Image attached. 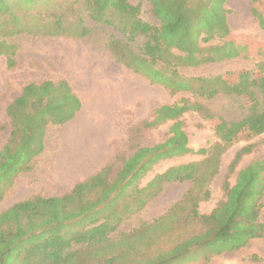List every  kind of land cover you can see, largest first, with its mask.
<instances>
[{
    "label": "trees",
    "instance_id": "trees-1",
    "mask_svg": "<svg viewBox=\"0 0 264 264\" xmlns=\"http://www.w3.org/2000/svg\"><path fill=\"white\" fill-rule=\"evenodd\" d=\"M146 1L158 24L146 21L140 6L130 0H82L81 9L95 22L119 34L108 41L118 62L150 82L162 84L172 95L186 92L191 96L154 109L151 119L142 125L155 128L172 120L168 137L154 145L138 147L113 176V166L108 163L62 195H33L1 211L0 264H177L196 248L208 247L210 252L204 258L209 260L212 255L236 251L254 239H264V157L239 169L232 185L225 182L226 199L210 213L198 211L199 201L209 196L205 187L219 173L226 149L243 133L264 134V78L242 71L237 76L240 80L232 82L225 74L189 77L179 72L180 67H197L238 53L235 49L240 46L234 43L203 45L214 38L224 40L230 36L226 0ZM35 2L0 0V34L7 38L4 54L10 67L15 66L17 52L13 39L20 34L83 38L91 31L77 9L59 0L46 18H36L43 12H33ZM252 2L262 25V0ZM219 95L243 97L247 115L226 123L227 129L219 132L215 145L194 150L189 146L181 117L198 112L213 118L215 114L204 101ZM81 108L80 97L66 79L27 83L9 103L6 111L10 132L0 147V202L18 175L33 169L35 158L46 148L49 126L64 125ZM255 148L253 142L239 148L230 172H235L243 157ZM193 153L204 155V159L172 166L141 186L142 178L158 162ZM184 181L192 182L194 188L169 213L179 217L188 205L184 220L187 224L197 220L198 230L179 235L172 246L154 255L141 249L145 240H134L137 236L133 231L116 233L124 212L131 208L130 213L140 212L166 184ZM167 214L157 219L160 229L155 232L167 229Z\"/></svg>",
    "mask_w": 264,
    "mask_h": 264
},
{
    "label": "rangeland",
    "instance_id": "rangeland-1",
    "mask_svg": "<svg viewBox=\"0 0 264 264\" xmlns=\"http://www.w3.org/2000/svg\"><path fill=\"white\" fill-rule=\"evenodd\" d=\"M57 1L36 0L31 7L34 9L33 12H43L42 15L39 13L35 15L36 18H46ZM59 2L77 9L91 30L88 36L74 38L20 34L13 39L17 44V52L15 66L10 67L4 54L6 37L0 34V147L10 132L7 106L21 93L22 88L30 82L66 79L82 101L85 120L101 125L110 123L114 128V134H117L114 141V159L110 162L113 166L111 173L113 176L120 169L123 161L138 147L151 146L168 137L172 120L155 128H146L142 125L144 120L151 119L154 109L163 104L174 103L191 94L179 92L172 95L162 84L152 83L143 75L125 67L116 60L108 46L111 36H119L113 28L95 22L87 11L81 9L82 0H59ZM130 2L140 6L142 17L146 21L152 24L159 23L148 1L130 0ZM253 6L252 0H226L230 36L224 40L214 38L203 44L209 46L234 43L240 46L235 49L238 53L197 67H180L179 72L189 77L225 74L232 82L240 80L237 76L242 71L252 72L258 79L264 78V28L262 27L264 23L260 24L259 16L253 12ZM259 13L264 17V0ZM261 17L260 19L264 21ZM204 103L215 114L213 118L203 117L198 112H187L181 117L183 128L189 138V146L194 150L215 145L219 141V132L226 131V123L239 121L248 112L243 97L219 95ZM81 117L80 112L77 120L80 121ZM224 121L225 125H223ZM64 130L66 125L49 126L46 148L35 158L33 169L20 173L15 179L0 202V212L33 195L44 197L62 195L71 189L62 188L54 183L57 172L53 165V154ZM252 142L256 144V148L243 157L235 172H230V164L237 150ZM261 157H264V134L260 136L241 134L222 154L219 173L205 187L209 190V196L198 203L199 213L208 214L224 201L225 182L229 181L232 185L239 169ZM203 159L204 155L197 153L164 159L142 178L141 186H146L156 174L172 166ZM192 188L194 185L190 181L166 184L164 190L140 212L130 213L129 211H133L132 208L124 212V218L116 233L133 231V235L137 236L134 240L139 241L144 238L141 249L151 255L169 248L179 235L185 236L200 228L197 220H190L189 216L188 224L184 220L189 212L188 205L179 212V217L169 213L170 208L181 201L185 193ZM166 213L168 214L164 217V225L167 229L155 232V229H160L157 219ZM261 219L264 221V206ZM209 252L208 247L193 249L177 264H264V239H254L239 250L225 251L212 255L206 260L204 256Z\"/></svg>",
    "mask_w": 264,
    "mask_h": 264
},
{
    "label": "crops",
    "instance_id": "crops-1",
    "mask_svg": "<svg viewBox=\"0 0 264 264\" xmlns=\"http://www.w3.org/2000/svg\"><path fill=\"white\" fill-rule=\"evenodd\" d=\"M80 112L82 117L79 121L77 117ZM80 112L64 124L66 130L53 154V165L57 172L54 183L66 189L96 174L114 159L117 134H114L112 124H93L85 120L83 104Z\"/></svg>",
    "mask_w": 264,
    "mask_h": 264
}]
</instances>
